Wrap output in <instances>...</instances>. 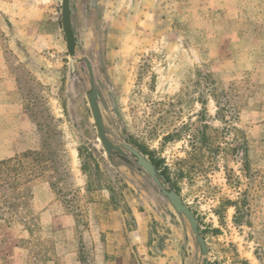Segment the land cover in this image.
Wrapping results in <instances>:
<instances>
[{
    "label": "rangeland",
    "instance_id": "374dc122",
    "mask_svg": "<svg viewBox=\"0 0 264 264\" xmlns=\"http://www.w3.org/2000/svg\"><path fill=\"white\" fill-rule=\"evenodd\" d=\"M8 1L0 64L13 112L0 126L14 138L1 135L0 150L40 151L44 139L57 170L34 183L41 228L32 238L0 221L27 233L0 225V264H204L188 221L148 173L103 148L86 63L71 75L63 0ZM71 7L76 58L93 66L108 137L160 161L199 222L210 264H264V0Z\"/></svg>",
    "mask_w": 264,
    "mask_h": 264
},
{
    "label": "water",
    "instance_id": "95a60500",
    "mask_svg": "<svg viewBox=\"0 0 264 264\" xmlns=\"http://www.w3.org/2000/svg\"><path fill=\"white\" fill-rule=\"evenodd\" d=\"M72 1L73 0L62 1V27L69 47L71 75L76 73V65L78 63L82 61L86 63L90 77V90L87 94V98L94 122L96 124L98 138L103 148L109 157L125 158L129 154L135 160L136 164L148 173L154 183L158 186L161 194L169 201L175 212L180 217H183L188 221L195 239L200 247L201 254L205 257L204 264H210L209 251L205 237L203 236L195 214L189 208L186 202L181 198L177 191L169 186L167 179L143 153L129 144H116L108 137L107 128L99 104L100 98L96 87L93 66L87 58H76L77 38L73 24V11L71 7Z\"/></svg>",
    "mask_w": 264,
    "mask_h": 264
},
{
    "label": "trees",
    "instance_id": "16d2710c",
    "mask_svg": "<svg viewBox=\"0 0 264 264\" xmlns=\"http://www.w3.org/2000/svg\"><path fill=\"white\" fill-rule=\"evenodd\" d=\"M216 102L220 106L218 99ZM237 110L235 109V114ZM46 146L43 139L40 151L29 150L0 160V221L20 224L31 238L41 228L39 216L34 210V183L44 171L55 168L51 155L46 152ZM152 162L157 168L160 167V161L152 159ZM54 170L56 172L57 169ZM165 177L170 180L166 174ZM25 242L29 243L30 240L21 241Z\"/></svg>",
    "mask_w": 264,
    "mask_h": 264
},
{
    "label": "crops",
    "instance_id": "0c3cea01",
    "mask_svg": "<svg viewBox=\"0 0 264 264\" xmlns=\"http://www.w3.org/2000/svg\"><path fill=\"white\" fill-rule=\"evenodd\" d=\"M14 2H15L14 0H11V1H8V2H5V3L7 5H9V6H12L14 4ZM33 7L37 8L36 6H33ZM4 76H5L4 67L2 66V64H0V122H3V121H5V122L9 121L10 122L12 119H10L9 117L12 114L11 112H13V111H11L7 107V105L4 104V102H2L3 101L2 100L3 99V94H5V98L8 97L7 96L8 93L3 90V84H4V82L6 83L5 80L3 82ZM8 110H10V111H8ZM1 128H2V132L0 133V136L2 135V136H5V137H8V138H11V139L14 138V134L12 135L13 131L10 129L11 127L3 125V127L0 126V129ZM6 153H7V155H5ZM0 155H1L0 160H4L6 158H9L11 154H10V151L6 149V150H0ZM133 215L136 218L137 222H139L138 221L139 220L138 219V213L137 212L133 213ZM45 216H46L45 213H43L42 214V218H46ZM0 225L3 226L7 230V232H9L10 234H16L17 232H19L20 238L27 237V233L24 232V231H18L19 227H17V226L7 227V226L3 225V223H0ZM15 248H16L17 251H19L16 246H15ZM74 263L75 264H79V262H77V261L73 262L72 264H74ZM16 264H23V261L20 262V260L17 259Z\"/></svg>",
    "mask_w": 264,
    "mask_h": 264
}]
</instances>
